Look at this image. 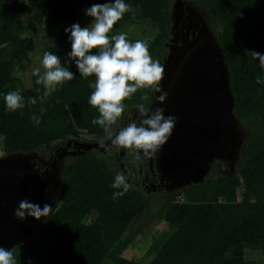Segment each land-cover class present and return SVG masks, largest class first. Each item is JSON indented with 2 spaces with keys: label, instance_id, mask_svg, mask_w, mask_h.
Here are the masks:
<instances>
[{
  "label": "trees",
  "instance_id": "trees-1",
  "mask_svg": "<svg viewBox=\"0 0 264 264\" xmlns=\"http://www.w3.org/2000/svg\"><path fill=\"white\" fill-rule=\"evenodd\" d=\"M104 2L108 0H0V136L7 155L48 153L53 144L71 138L107 137L99 125L92 124L100 116L88 103L94 91L89 84L95 77L85 79L75 62H68L71 34L65 29L47 33L42 45L44 53L60 57L62 66L76 74L74 79L41 100L46 89L35 75L33 87L20 92L25 107L14 112L7 110L4 99L8 92L17 91L14 69L25 70L37 47L33 37L24 36L26 17L39 28L92 20L85 9ZM174 2L125 0L135 11L126 12L116 25L149 21L157 33L145 41L153 59L160 62L168 52ZM200 2L229 66L235 116L251 132L233 169L217 162L203 182L178 192L150 196L129 186L123 196L113 199L114 192L123 191L111 187L116 174L123 172L119 165L98 150L71 156L64 164L53 212L31 240L14 248L17 264H264L247 256L254 251L264 254V82L257 83V77L264 80V68L246 52L264 54V0ZM117 34L112 31L109 36ZM144 91L124 101L120 120L138 103L149 108L151 97L140 99ZM30 98H36L35 105ZM33 116L40 118L39 125ZM150 213L169 231L152 237L144 258H127L125 252L134 242L151 232L152 227L141 223Z\"/></svg>",
  "mask_w": 264,
  "mask_h": 264
},
{
  "label": "water",
  "instance_id": "water-1",
  "mask_svg": "<svg viewBox=\"0 0 264 264\" xmlns=\"http://www.w3.org/2000/svg\"><path fill=\"white\" fill-rule=\"evenodd\" d=\"M171 22L160 81V87L168 95L160 103L156 97L162 93L154 92L148 109L161 107L165 116L176 117V123L168 141L155 154L147 156L156 164L163 187L170 193L203 182L217 162H226L233 169L244 146L242 124L234 113L229 66L209 25L206 8L196 0H175ZM107 142L78 143L73 151H64L60 160L53 163L37 152L1 157L0 246L12 249L31 240L53 212L65 155L103 152ZM45 166L51 169L40 173ZM25 198L41 207L50 204L53 209L40 220L29 216L19 221L14 210Z\"/></svg>",
  "mask_w": 264,
  "mask_h": 264
},
{
  "label": "clouds",
  "instance_id": "clouds-1",
  "mask_svg": "<svg viewBox=\"0 0 264 264\" xmlns=\"http://www.w3.org/2000/svg\"><path fill=\"white\" fill-rule=\"evenodd\" d=\"M135 10L125 0H108L104 3H93L85 9L87 17L92 22L85 27L75 23L66 28L70 33L71 51L67 53L69 63L75 62L79 74L85 79L95 77L89 87L94 89L88 103L97 108L100 116L92 120L93 125H99L111 142L110 149H128L136 154L142 151L144 156L155 154L172 135L176 117L165 116L164 109L156 107L148 109L144 103H138L136 109L142 117L139 121H131L126 126L116 130L120 118L123 116L126 105L124 101L138 90H145L141 95L142 101H149V92L162 93L156 99L163 103L167 93L160 87L164 67L159 60L153 59L149 43L145 40L130 41L126 33L109 36L113 27L122 19L126 12ZM96 50V51H94ZM248 56L259 60L264 68V54L246 50ZM45 71L41 75L40 69H35L39 77L38 84L46 89L41 100L56 90L58 85L71 81L75 73L61 64L60 57L52 52H45L41 60ZM257 77V83H262ZM39 91V90H38ZM8 111H16L25 107L24 97L17 91L8 92L5 97ZM36 98H30L29 103L36 104ZM33 122L39 125L40 118L33 116ZM128 177L123 172H118L111 187L123 189L113 193V199L121 197L128 190ZM50 204L41 207L29 199H21L14 210L17 220L23 221L27 217L36 220L48 217L52 211ZM0 264H17L14 248L7 249L0 246Z\"/></svg>",
  "mask_w": 264,
  "mask_h": 264
},
{
  "label": "rangeland",
  "instance_id": "rangeland-1",
  "mask_svg": "<svg viewBox=\"0 0 264 264\" xmlns=\"http://www.w3.org/2000/svg\"><path fill=\"white\" fill-rule=\"evenodd\" d=\"M196 2L201 6L203 5L200 2V0H196ZM24 21L28 26V32L24 36L33 37L36 41L37 47L35 51L30 54L29 61L26 62L25 64L26 66L25 70H22L19 67H16L14 69V75L18 80L17 90L19 92L26 91L33 87L32 78L36 75L35 69L39 68L41 75L45 71V69L41 64V60L44 54V47L42 45V41H43V37L47 33H54L56 31L66 29L75 23H79L82 27H85L92 22V20L70 21V22H63L54 26L45 24L39 28L34 25L32 19H30L29 17H26ZM112 31H115L119 34L126 33L127 37L137 38L140 40H147V39H152L155 36V34L157 33V28L152 26V24L149 21H145V22H131L122 25H115ZM241 127H242V133L245 144L248 141L251 132L250 129L243 124L241 125ZM86 138L90 139V137L88 136ZM5 151L6 149L4 148V139L2 136H0V158L7 155ZM178 191H174V192H178ZM239 198H241V193H239ZM157 204H159V202ZM141 223L147 229L152 227V230L146 236L139 237L134 242V244L129 248V250L125 252V256L127 258H131L134 260H140L144 258L149 253L152 237L160 235L162 233H163L162 235L165 236L169 231V228L165 223H156V218L154 216V213H150L148 217L142 218ZM247 256L250 259L264 260V254L261 253L260 251L247 252Z\"/></svg>",
  "mask_w": 264,
  "mask_h": 264
},
{
  "label": "flooded vegetation",
  "instance_id": "flooded-vegetation-1",
  "mask_svg": "<svg viewBox=\"0 0 264 264\" xmlns=\"http://www.w3.org/2000/svg\"><path fill=\"white\" fill-rule=\"evenodd\" d=\"M186 1V0H185ZM167 45V44H166ZM167 52L163 55L160 63L163 62L166 57ZM151 100L153 98L154 92H149ZM142 117L138 113L136 107H132L127 114L118 122L116 130L118 131L120 127L126 126L127 123L131 121H139ZM108 141L107 137L101 139H74L53 144L49 149L48 153L41 152L39 156L45 161L51 160L50 163L60 160L59 156L64 154V151L71 152L74 150L76 144L83 143H100ZM110 141L104 146L102 153L105 157L109 158L111 161L116 162L119 167L123 170V173L128 177L127 183L131 188L144 189L148 195H159L167 192L163 187L162 179L160 178L156 164L149 160L147 156H144L142 151L139 153V159L136 158V154L128 149H110ZM76 149V148H75ZM77 151V150H75ZM71 156H64V164ZM155 158V157H154ZM155 160V159H154ZM226 163V162H225ZM227 164V163H226ZM47 169H51V166H45L40 170V173H44ZM50 176V175H49ZM169 193V192H168Z\"/></svg>",
  "mask_w": 264,
  "mask_h": 264
}]
</instances>
